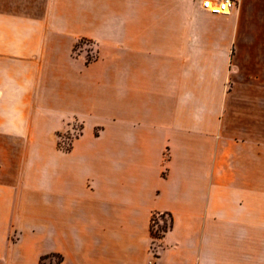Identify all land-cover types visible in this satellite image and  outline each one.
Returning <instances> with one entry per match:
<instances>
[{
    "label": "crops",
    "instance_id": "1",
    "mask_svg": "<svg viewBox=\"0 0 264 264\" xmlns=\"http://www.w3.org/2000/svg\"><path fill=\"white\" fill-rule=\"evenodd\" d=\"M202 1L0 0V264H264V0Z\"/></svg>",
    "mask_w": 264,
    "mask_h": 264
},
{
    "label": "rangeland",
    "instance_id": "2",
    "mask_svg": "<svg viewBox=\"0 0 264 264\" xmlns=\"http://www.w3.org/2000/svg\"><path fill=\"white\" fill-rule=\"evenodd\" d=\"M89 43H86L84 41H79L77 43V47L76 49H78V47H86L88 48ZM72 129L68 130L67 132L63 133V134H59L58 135V139H57V145L59 147L62 148H67L69 147L72 139L79 133V129H80V124L76 123L75 121H73L72 123ZM168 221H169V217H164V221L160 222L158 220V218L156 216H154V221L152 222V230H151V235L152 238L154 239L155 237H158L159 235L162 234L163 230L167 227L168 225ZM42 264H58L59 263V259L57 257L51 258V257H46L45 259H43L41 261Z\"/></svg>",
    "mask_w": 264,
    "mask_h": 264
},
{
    "label": "built area",
    "instance_id": "3",
    "mask_svg": "<svg viewBox=\"0 0 264 264\" xmlns=\"http://www.w3.org/2000/svg\"><path fill=\"white\" fill-rule=\"evenodd\" d=\"M237 2L238 0H203L202 5L212 13H227ZM146 264H153V260L148 259Z\"/></svg>",
    "mask_w": 264,
    "mask_h": 264
},
{
    "label": "trees",
    "instance_id": "4",
    "mask_svg": "<svg viewBox=\"0 0 264 264\" xmlns=\"http://www.w3.org/2000/svg\"><path fill=\"white\" fill-rule=\"evenodd\" d=\"M79 41H83V40H79ZM79 41H78V42H79ZM78 42H77V43H78ZM84 42H85V41H84ZM86 43H87V42H86ZM76 47H77V44L75 45V48H74V51H75V52H77L78 49L81 48V47H78V49H76ZM60 148H62V147H60ZM70 148H71V143H70L69 147H67V148H62V149H63V150H69ZM165 229H166V228H165ZM165 229H164V230H165ZM46 257H49V256H44V257H42L41 260H40V262H39V264H42L41 261L43 260V258H46ZM58 264H59V263H58Z\"/></svg>",
    "mask_w": 264,
    "mask_h": 264
}]
</instances>
